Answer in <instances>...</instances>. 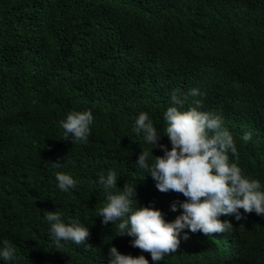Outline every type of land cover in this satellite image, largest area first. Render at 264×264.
I'll list each match as a JSON object with an SVG mask.
<instances>
[{"label":"trees","instance_id":"1","mask_svg":"<svg viewBox=\"0 0 264 264\" xmlns=\"http://www.w3.org/2000/svg\"><path fill=\"white\" fill-rule=\"evenodd\" d=\"M192 88L204 95L178 108L202 99L199 110L219 114L243 173L264 189V0H0V249L5 241L15 249L0 264H108L110 245L149 264H264V215L254 212L220 216L233 225L224 233L184 229L162 261L97 216L106 203L99 177L109 171L118 176L111 191L134 185L138 207L160 209L169 222L181 214L185 197L159 191L136 164L151 145L133 129L148 113L170 149V95ZM87 109V140L63 139L60 121ZM60 171L74 189L58 188ZM48 211L88 226L90 245L61 241L55 249Z\"/></svg>","mask_w":264,"mask_h":264},{"label":"clouds","instance_id":"2","mask_svg":"<svg viewBox=\"0 0 264 264\" xmlns=\"http://www.w3.org/2000/svg\"><path fill=\"white\" fill-rule=\"evenodd\" d=\"M204 94L192 88L187 93L175 89L170 95L171 105L164 112L165 134L171 148L160 144L158 134L148 113L140 112L133 129L143 133V139L151 145L137 157L136 164L150 175L161 192L173 191L182 194L185 200L180 203L182 212L171 222L164 219V213L154 207L137 206L135 186L124 184L123 189L113 192L117 187V173L109 171L99 177L104 186L106 203L97 210L101 223L116 225V235L133 237L131 244L143 252H148L153 261H162L165 255L178 250L181 232L184 229L205 235L228 232L233 225L220 216H234L243 219L245 214L264 215V189L257 179L249 178L238 164L239 152L233 135L223 126L222 117L213 111L199 110L203 100L195 99L187 110H180L189 96L202 97ZM94 117L90 109L70 111L60 121L64 130L63 139L71 137L77 142L86 141L91 133ZM242 141L251 140V133H245ZM72 142V140H71ZM160 147L163 155L154 156L152 149ZM152 157H155L153 160ZM234 158V159H230ZM59 168L60 162L54 163ZM145 177H140L143 179ZM58 188L67 192L76 187V181L65 172H57ZM175 212L177 205L173 203ZM45 219L50 224L51 238L59 249L61 241H71L84 245L90 235L88 226L78 220L65 223L61 214L48 211ZM115 235V236H116ZM184 232L183 239L187 240ZM108 264H149L143 256L121 254L115 246H109ZM0 257L5 261L15 258V249L7 242L0 249Z\"/></svg>","mask_w":264,"mask_h":264}]
</instances>
